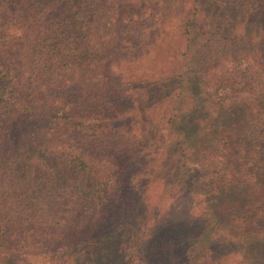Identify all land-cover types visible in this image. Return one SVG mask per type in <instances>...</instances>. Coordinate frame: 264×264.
Instances as JSON below:
<instances>
[{
  "label": "trees",
  "instance_id": "obj_1",
  "mask_svg": "<svg viewBox=\"0 0 264 264\" xmlns=\"http://www.w3.org/2000/svg\"><path fill=\"white\" fill-rule=\"evenodd\" d=\"M156 1L123 0L127 7L120 15L125 19L122 26L120 17L117 21L112 18L117 7H112L115 3L111 0H0V264L33 241L54 244L59 264L115 263L120 250L115 246L118 230L114 229V215L126 206L125 200L127 207L137 208L140 197H133L139 191L135 187L144 188L132 174V183L123 184V188L129 185L126 192L131 194L123 191L124 196H118L120 177L129 165L153 168L155 157V176L164 177L154 197L162 199L166 197L163 191L169 190L168 198L176 202L174 209L183 216L175 210L167 217L151 210L150 216L142 211L138 216L130 213L133 229L142 221V229L134 233V246L140 249L135 264L143 259L147 264H178L184 254L188 264H226L222 260L224 242L233 240L234 231H243V235L253 237L251 240H256L259 232L257 244L264 243V62L258 60L256 67L249 58L250 64H235L239 58L230 54L221 58L220 73H214L212 82L205 86L208 89L188 86L196 84L197 71L203 74L198 64L210 66L211 57L230 46L228 39L212 37L222 25L219 19L230 16L224 5H212L220 15L213 14L209 23L208 15H202L201 22L196 20L200 0L186 2L187 7L178 10L180 31L174 40L161 43L173 59L169 72L158 71L154 77L138 81L126 79L122 88L130 92L118 90L119 103L104 99L103 70L115 41L110 32L122 26V33L138 38L126 48H145L155 39L151 22L156 17L152 8L145 12L144 5L152 6ZM226 1L250 16L254 24H264L262 0ZM203 2L208 4V0ZM161 21L155 24L162 28ZM204 25L210 34L205 41L195 42L192 38L203 32ZM104 31L109 33L107 39ZM219 40L224 41L217 45ZM186 48H190L189 54ZM123 54V59L132 57ZM177 56L193 57V74L185 76V70L177 67ZM236 73L243 76L244 95L249 101L238 104L244 113L242 127L233 133V127L223 125V104L241 93L233 87ZM247 82H251L249 86ZM186 89H190L189 96ZM184 99L195 106L206 101L217 103L215 114L210 116L205 110L209 117L203 121L199 136L193 132L199 129L198 115L190 128L177 124L180 114L174 109ZM156 103L169 107L167 127L171 135L165 139L158 133L160 118L152 119L148 113ZM135 113L140 115L139 126ZM26 124L33 127L29 134L21 133ZM174 125L184 131L180 133ZM162 144L164 149H160ZM94 148L96 154H91ZM189 158H195L200 168L193 185L209 196L206 206L199 205L198 210L189 209L186 201L182 206L180 198L190 191L186 188L181 195L184 186L178 175L171 174L178 182L165 177L171 168L184 176ZM241 188L249 197L226 211V223L219 226L217 213L230 206L231 196ZM110 200L120 205L114 209L109 204V211L105 204ZM210 205L216 212L206 210ZM68 211L73 217H68ZM81 231L85 236L77 243L74 240ZM36 243L31 245L33 249Z\"/></svg>",
  "mask_w": 264,
  "mask_h": 264
},
{
  "label": "rangeland",
  "instance_id": "obj_2",
  "mask_svg": "<svg viewBox=\"0 0 264 264\" xmlns=\"http://www.w3.org/2000/svg\"><path fill=\"white\" fill-rule=\"evenodd\" d=\"M114 1V6L112 7H117L116 9V15L112 18L113 20H116L117 18L120 17V21L123 24H125V19L121 18L120 15H123L127 5L126 3L123 2V0H111V2ZM189 0H169L167 3L163 4L161 3V0H157L156 4L153 2L152 6L150 5H144V11L146 12L149 8H152V11L154 12V20L151 22V26H153L154 29V34L151 32V35L153 34L152 37H154L153 42H149L145 48H135L133 46L132 48H126V45L131 44L134 42L136 44V40L138 38L136 35L133 34H128V33H122L123 29L122 26L117 32H110V39L115 38V41L111 44L110 49L112 50V55L108 56L110 57L109 62L107 61V66L105 65L103 70L104 74V94L105 97L104 99L110 102V103H119L120 98V92L118 90H123V86H125L123 83L126 79L129 81H138L139 79H150L155 76V74L160 71L163 73L169 72L168 65L173 62L172 56L170 53L163 48L162 42H169L174 40V34L176 32H179V20H178V10H182V8H186V2ZM200 5L197 7L196 11V20L199 22L203 21L202 15H208V20L209 23L211 20H213V14L214 15H220L219 12H214V9L212 5L219 3V5H224L230 13V16L227 18H222L226 19V21H222L219 19V21L222 23L220 27H216L217 31V36H212L221 39V37H224V40H227V42L230 43V46L226 52L222 53H216L212 59L209 60L211 63L210 66H204L203 64H198L200 69H202L203 74L201 76V73L199 74L200 71H197V74L195 76L196 84L195 83H189V85H195V86H200L199 90H202L204 88L208 89L205 86H208L212 82V76L214 77V73H220L219 70V64L221 61V58L225 56H231L233 58H239L235 64H242V63H248L250 64L249 58H251V63L254 62L256 67L259 62L262 63L264 62V24H254L253 22L250 21V16L246 15V13H239L237 10H234L233 6L229 3H227L226 0H208V6L203 2V0H200ZM109 2L108 4H111ZM263 6H264V0H262ZM19 6V5H18ZM14 10V8H12ZM177 12V13H176ZM111 13L108 14L110 16ZM161 15V16H159ZM162 20L161 25L162 28L160 27V24H155L156 22ZM117 21V20H116ZM116 25V24H115ZM125 28V27H124ZM160 32H158V30ZM208 25L203 26V32H201L198 36L195 38H192L195 42L198 41L199 43L205 41L203 38L207 35L210 34L208 32ZM111 30V29H110ZM121 31V32H120ZM104 39H107L109 37L108 31H104ZM122 33V34H121ZM192 40L190 39L189 45L191 46ZM224 40H219L217 45H219L222 41ZM183 41V40H182ZM117 42L120 43V45H117ZM178 43V42H177ZM255 46L252 47V45ZM123 44V48H121V45ZM182 45V42H180ZM247 45V46H246ZM194 46V45H193ZM183 47V46H182ZM218 47V46H217ZM126 48V51L124 49ZM184 48V47H183ZM187 51L186 53L189 54L190 48H186ZM127 53V55L131 54L130 59H123L124 54ZM184 53V55L186 54ZM186 54V55H187ZM175 58V61L178 63L179 69L185 70V76L193 74L191 65V61L193 57L186 59L185 57L180 56V59ZM217 57V58H216ZM244 58V59H241ZM259 60V62L256 64V62ZM253 63V64H254ZM191 64V65H190ZM188 65V66H187ZM194 66V65H193ZM261 66V65H260ZM186 68V69H185ZM236 73V83L234 84L235 89H240L241 93L235 96L233 95L232 98L227 99L225 102H230V103H225L223 104L226 106L225 108V114H224V121L225 123L223 125H227L229 127H233V133H238L240 130V127H242V115L243 109L242 106H238V104H242L244 101H249L248 100V95H244V90L242 86V81H243V76ZM202 81H201V79ZM251 82H247V86L250 85ZM137 82L134 83L136 85ZM187 86V87H188ZM197 87V88H198ZM130 92V90H123ZM133 91V90H132ZM189 91L190 89H186V93L189 96ZM119 92V94H118ZM205 93H203L202 97L204 96ZM118 95V97H117ZM235 96V97H234ZM256 98V97H255ZM186 99V98H185ZM183 100L175 110L176 113L180 114V123L178 122L177 124H180V126L184 129L190 128L192 125V120L194 121V118L196 120V116L198 115L200 117L199 121V129L193 130V132L199 136L200 128L203 123V121L209 117V115L206 114L205 110L210 111V116L215 114L217 103L213 102L211 103L210 101H206L205 104H200L199 106L193 105L190 100ZM258 102H263L260 98H257ZM237 106H236V105ZM211 105L209 108L207 106ZM213 105V106H212ZM203 110L197 112V110H200L202 107ZM207 108H206V107ZM237 107V109H235ZM261 105L258 106L259 113H261ZM168 109L169 107L166 105H161V104H154L151 106V108L148 110V113L151 115L152 119H154L156 116L159 117V129H161L158 133L162 134V138H168L170 137V129L167 127L168 124H170V121H167L168 117ZM215 110V111H214ZM160 111V112H158ZM158 112V113H157ZM136 115V122L138 123L139 126V114L135 113ZM218 116V115H217ZM209 119V118H208ZM170 120V119H169ZM218 121V120H217ZM217 121L215 122V125L217 124ZM176 124V125H177ZM206 124V123H205ZM174 125L175 129L178 130L180 133L184 131L183 129H179ZM136 124L134 123V128ZM31 126L26 124L23 127V132L21 133H26L29 134L31 131ZM186 132V131H185ZM188 133V132H186ZM201 133V132H200ZM190 141L194 142L192 138L186 137ZM198 143V142H196ZM165 144H162L160 146V149H164ZM152 151H155L151 147ZM97 149L94 148V151L90 149L91 154H96ZM151 151V152H152ZM149 155H146L148 159ZM196 157V154H195ZM156 157L153 158V168H150V166H145V169H142L140 166L134 167L133 165L130 166L129 168L125 169V175L123 177H120V183L122 184V189L117 193L118 196L123 197L124 193L123 191L128 194H131L130 192H126L127 187L123 188V184L127 185L129 183H132L130 181V177L132 174L136 177L137 181L143 185L144 188H141V185H138L137 188L139 191H135L133 193V197L135 195H138L140 197V202L137 208L132 207H127V201L125 200L123 203H125V207L121 208L120 210H116L118 213L114 215V222L116 223V228L114 227L115 230H118V234L116 235V243L115 246L120 250V259L117 260L113 264H135L136 261H138V257H140L139 251L140 249L135 245V239H134V233H136L140 228L142 229V224L140 221V226L136 229V227L133 229L132 223H133V214L138 216V212L142 211L145 212V215L150 216L151 211L155 215H162L165 213V217L171 215L173 211L175 210L176 202H173L172 198H168L169 196V190H162L163 193L166 195V197L160 199L157 198L155 199V195H157V192L159 191L158 185H161L163 182L164 176H155L156 170L154 166L156 165ZM199 162L195 158H189L187 160V166L184 171V176L179 175L177 172L173 171L171 168L169 170V173L165 175L166 178H169L170 181H176L178 182V179L180 180L179 183H181L184 187L181 190V195L185 191L186 188L189 189L190 193L186 194L185 196L182 195V198H180V202L182 206L184 207V202L188 205L189 209H199L198 206H206V200H208L209 196L207 194H203V190H197L198 186L193 185L195 182V175L198 174L200 168H199ZM127 173V174H126ZM144 174V175H143ZM177 174V178H173L172 175ZM171 184V183H170ZM163 185V184H162ZM168 187V186H167ZM144 189V190H143ZM170 189V188H169ZM122 191V192H121ZM148 191V192H147ZM147 192V194H146ZM122 193V194H121ZM198 204H195V201ZM120 197V198H121ZM181 197V196H179ZM231 201L229 202L230 206L227 207L226 210H221V212L217 213V219L219 221V226L221 223L225 222L224 215L226 214V211H230L231 207L236 208L238 205L244 202V200L249 197V195L246 193V189H238L232 196H231ZM132 198L129 197L128 199ZM136 198V197H135ZM178 198V197H177ZM112 200L107 202L105 206H107V210H109V204L114 205V209H116L117 206H119V202L115 201L114 203H111ZM133 203V199H132ZM104 206V204H102ZM207 208V207H206ZM151 210V211H150ZM206 210L216 212L215 207L211 206L208 207ZM110 211V210H109ZM176 211V210H175ZM177 215H182L178 211ZM68 214V217L71 216L73 217L72 214H70V211L66 212ZM107 213V212H106ZM112 213V212H111ZM132 213V215L129 214ZM183 216V215H182ZM127 217V218H124ZM164 217V219H165ZM217 225V226H218ZM218 226V228H219ZM223 228V226H221ZM148 228V229H147ZM144 229L149 230V227L147 225H144ZM106 230H111V229H106ZM74 235V234H72ZM257 235H259V232H257ZM256 237H260L257 236ZM75 236V235H74ZM85 234L83 231H81L80 236H76L75 242L79 243L81 241V238L84 239ZM228 236V235H227ZM232 238L230 236L231 240L230 242H224L223 249L226 250L225 257L222 259L223 261H226V264H264V243H258V238L256 240H251L253 237L243 235V231H234L232 234ZM80 237V238H79ZM72 239V236L70 237ZM113 239V238H112ZM114 240V239H113ZM249 241V242H248ZM254 242V243H253ZM33 243H36V241H33ZM113 243V244H114ZM263 244V245H262ZM31 245H26L23 248H21V251L14 252V255L9 256L7 258V262L3 264H59L61 261L59 260L58 253L55 254L54 252L56 251L57 248H55L54 244H49L48 242H42V243H36L35 247H31ZM86 247H88L86 245ZM103 247H105L103 243ZM83 248V247H82ZM89 248V247H88ZM106 249V248H105ZM23 253V254H22ZM22 254V255H21ZM189 254H191V251H189ZM114 256V255H113ZM186 255L182 257L181 262L178 264H188L187 258L185 257ZM117 257V256H116ZM146 259H143L141 264H147Z\"/></svg>",
  "mask_w": 264,
  "mask_h": 264
}]
</instances>
